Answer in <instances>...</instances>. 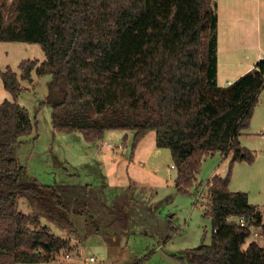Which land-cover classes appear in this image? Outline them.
Instances as JSON below:
<instances>
[{
  "label": "trees",
  "instance_id": "trees-1",
  "mask_svg": "<svg viewBox=\"0 0 264 264\" xmlns=\"http://www.w3.org/2000/svg\"><path fill=\"white\" fill-rule=\"evenodd\" d=\"M216 8L215 0H0V42L41 46L44 61L19 69L22 79L33 70L50 77L44 103L55 132L79 133L88 143L109 130L133 132L136 144L153 131L156 146L170 151L180 194L197 182L204 157L230 156L226 177L207 182L210 242L187 250L186 264H264L257 243L243 249L253 227L264 237V207L228 189L232 164L255 159L239 138L264 88V59L227 87L217 84ZM0 75L13 97L0 104V264L52 262L70 241L19 211V200L64 223L67 213L81 212L70 206H79L78 194L26 182L25 167L10 154L33 124L16 101V73Z\"/></svg>",
  "mask_w": 264,
  "mask_h": 264
},
{
  "label": "rangeland",
  "instance_id": "rangeland-1",
  "mask_svg": "<svg viewBox=\"0 0 264 264\" xmlns=\"http://www.w3.org/2000/svg\"><path fill=\"white\" fill-rule=\"evenodd\" d=\"M215 1L219 16L217 84L227 87L228 81L238 79L252 61L255 53L252 29L258 26L264 30V0ZM248 23L251 30L245 35L243 47L238 45L242 43L238 31ZM44 59L39 44L0 42V72L10 68L16 73L21 88L16 101L26 109L33 124V132L12 147L10 156L25 167L26 182L76 190L75 201L79 206L76 208L75 203L70 206L81 211L67 213L66 221L72 224V229L66 221L58 223L46 218L28 198L19 200V211L39 216L53 234L70 241L71 251L60 252L55 261L36 264H186L184 254L188 249L210 242L212 222L204 216L202 195L214 176L226 177L230 156L222 159L216 153L204 157L197 182L188 194H180L174 187L176 170L170 151L156 146L153 131L136 144L133 132L109 130L94 143L84 141L79 133L55 132L51 108L44 103L50 77H40L33 70L28 78L22 79L19 69L23 61L41 63ZM12 98L0 75V104ZM240 142L255 159L252 163L232 164L228 189L246 192L249 202L261 208L264 88ZM255 231L260 235L259 229ZM259 243L264 247L263 236ZM90 257L94 263L88 262Z\"/></svg>",
  "mask_w": 264,
  "mask_h": 264
},
{
  "label": "crops",
  "instance_id": "crops-1",
  "mask_svg": "<svg viewBox=\"0 0 264 264\" xmlns=\"http://www.w3.org/2000/svg\"><path fill=\"white\" fill-rule=\"evenodd\" d=\"M219 17V16H218ZM248 22V21H247ZM235 26H237L238 27V25H235ZM250 26V24L248 23L247 24V27L245 26V27H243V29H241V28H239V31H238V34H239V36H238V39H241V41H242V43H238V45H240V46H243V47H245L244 46V41H245V35H246V33L249 31V30H251V27H249ZM249 27V28H248ZM253 35H252V37H253V39L251 40V42H252V44H253V40H254V42H255V45L253 44V46H254V57L252 56V61L250 62V63H248L247 64V66L245 67V69H244V71L241 73V74H244L245 72H247V71H249V70H251L253 67H254V65H255V63L256 62H258L259 60H263L264 59V30H263V28H261V27H258V26H256V27H254L253 29ZM241 74H240V76H241ZM239 76V75H238ZM235 78H237V77H234V79ZM231 82H233V81H228V84L230 85L231 84ZM107 132V131H106ZM242 136V135H241ZM241 136H240V138H241ZM240 138H239V140H240ZM240 144H241V142H240ZM241 146H243V145H241ZM230 160H231V157H230ZM229 160V161H230ZM231 192H235V191H231ZM246 193V192H245ZM247 196H248V194H247ZM248 202H249V200H248ZM250 203V202H249ZM251 204V203H250ZM252 205V204H251ZM255 206V205H254ZM257 207V206H256ZM264 207V206H263ZM263 207H259V210H261V209H263ZM258 208V207H257ZM258 230L259 228H257V227H255V228H253L252 229V234L248 237V239L246 240V243H245V245L243 246V249H245L246 247H247V245L249 244V243H251V242H255V243H257L260 247H262V248H264L263 246H261V244L259 243V239L261 238V235H259V233L258 232H256L255 230ZM254 233H257V236H254ZM189 250V249H188Z\"/></svg>",
  "mask_w": 264,
  "mask_h": 264
},
{
  "label": "built area",
  "instance_id": "built-area-1",
  "mask_svg": "<svg viewBox=\"0 0 264 264\" xmlns=\"http://www.w3.org/2000/svg\"><path fill=\"white\" fill-rule=\"evenodd\" d=\"M108 146H111V145H108ZM206 196V197H205ZM208 196V197H207ZM208 198H209V195H208V191L202 195V200L201 202L203 203L204 206H206L205 204L208 202ZM206 200V201H205ZM231 218H229V221H230ZM233 219V218H232ZM236 222L240 225V226H245V220L243 217H239L236 219ZM254 236H257V233H254ZM66 258H69V255L66 254L65 255ZM94 258L93 257H90L88 258V262L90 263H94Z\"/></svg>",
  "mask_w": 264,
  "mask_h": 264
}]
</instances>
